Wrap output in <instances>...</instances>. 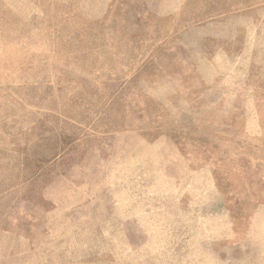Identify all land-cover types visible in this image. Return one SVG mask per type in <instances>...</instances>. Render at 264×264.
Returning <instances> with one entry per match:
<instances>
[{
	"label": "rangeland",
	"instance_id": "1",
	"mask_svg": "<svg viewBox=\"0 0 264 264\" xmlns=\"http://www.w3.org/2000/svg\"><path fill=\"white\" fill-rule=\"evenodd\" d=\"M0 264H264V0H0Z\"/></svg>",
	"mask_w": 264,
	"mask_h": 264
}]
</instances>
